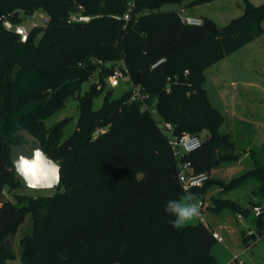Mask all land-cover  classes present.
I'll use <instances>...</instances> for the list:
<instances>
[{
	"label": "trees",
	"instance_id": "obj_1",
	"mask_svg": "<svg viewBox=\"0 0 264 264\" xmlns=\"http://www.w3.org/2000/svg\"><path fill=\"white\" fill-rule=\"evenodd\" d=\"M129 1L0 0V264L14 258L6 240L27 214L32 232L20 240L23 264H214L213 229L199 222L173 228L174 217L164 211L185 193L176 179L178 161L157 123L170 124L173 135L201 139L182 160L194 174L208 176L191 190L204 197V215L228 210L241 217L252 230L240 231L243 246L261 234L264 211L257 210L264 209V165L253 149L239 153L231 134L219 132L225 117L210 105L203 83L207 68L264 33V1L241 0V15L223 26L206 18L188 26L176 12L158 11L184 0H133L124 21ZM79 6L90 20L67 23ZM37 11L46 22L30 28L23 43L3 26V20L19 25L20 16ZM159 59L164 62L150 69ZM117 65L126 82L147 96L146 109L129 101V88L118 98L105 91L101 107L93 108L92 99L107 88ZM69 98L76 100L78 115L63 139L65 119L48 129L43 121ZM20 129L59 164L57 191L18 192L9 148L23 142L12 137ZM244 154L251 169L228 181L211 177ZM246 182L254 185L244 205L222 197Z\"/></svg>",
	"mask_w": 264,
	"mask_h": 264
},
{
	"label": "rangeland",
	"instance_id": "obj_2",
	"mask_svg": "<svg viewBox=\"0 0 264 264\" xmlns=\"http://www.w3.org/2000/svg\"><path fill=\"white\" fill-rule=\"evenodd\" d=\"M194 1L195 0H184L178 5L164 4L158 9V11L178 12L179 9L182 8L185 15L199 16L200 18L209 19L217 26H223L227 24L232 19L239 17L242 12L241 0H216L204 3H194ZM250 1L253 4L259 3L256 0ZM20 17L21 19L19 25L26 29V31L34 26H43L46 22V16L40 11L35 12L29 17ZM261 27L264 29V20L261 22ZM118 66L119 65H117V67ZM241 66L254 67L260 75L258 74L254 80H251V83L252 81H255L256 83L264 86V33L249 45L224 57L222 61L210 67L209 70L205 72L206 83L204 87L206 89L211 106L217 109L225 117V121L221 125L219 132H229L231 134L232 139L236 142L237 152L242 153V151L247 150V148L253 149L255 151V158L264 165V106L259 104L261 98L259 90L258 92L256 89L245 90L246 96H244L245 91L242 90L241 104L238 105V109H233L235 105L232 104L231 98L228 99V94V97L225 96L223 100H220L217 97L216 88L212 80L214 78L213 73L215 69L219 68V75L221 78L219 79L218 84H222L221 88H223L224 91H227L229 89V79H232L235 75L238 79H241L242 76H246L244 74L245 70H240ZM227 73L229 75H227ZM86 87L87 83L82 84L80 94L85 91ZM128 88L129 84L124 79L120 82L118 87L110 89L111 97L118 98L123 93V91ZM107 90L109 89L105 88L102 93L92 99V105L94 109L101 107L103 104L105 91ZM245 102H247V104H245ZM233 114H235L234 116L236 117L245 119V121L241 122L242 120L239 121V119H234ZM77 115L76 100L69 98L60 111L47 117L43 121L44 127L48 129L54 124L65 119L66 122L62 127L63 139H65L75 129ZM251 168V159L248 158L247 155H242L237 163L221 165L217 169L213 170L211 172V177L228 181L231 178L245 173ZM253 185L254 184L252 182H246L235 191L229 192L222 197L235 200L239 204L244 205V202L248 198V193ZM18 192L31 196L51 193V191H24L22 189ZM4 197L6 200H12L11 196L5 193ZM204 218L206 224L213 230L218 231V233H216L218 235L221 234L225 241L223 244L215 242L209 249V253L215 260L214 264H225V262L228 263L231 256L228 254L227 249H243L240 231L247 230L242 226L243 220L238 219L228 210H223L218 214L207 212L205 213ZM196 223H198L197 219L182 226L194 225ZM31 232L32 223L30 215L27 214L22 220L21 224L16 228L12 238L6 240L7 246L11 247L14 254V258L8 260L7 264H23V262L20 260L22 252L20 240L25 236H29ZM240 259L244 264H264V238L258 240L255 243L250 242L249 249L241 254Z\"/></svg>",
	"mask_w": 264,
	"mask_h": 264
},
{
	"label": "built area",
	"instance_id": "obj_3",
	"mask_svg": "<svg viewBox=\"0 0 264 264\" xmlns=\"http://www.w3.org/2000/svg\"><path fill=\"white\" fill-rule=\"evenodd\" d=\"M257 2H262L264 0H256ZM134 6L133 0H130L127 3V11L122 16L124 21L129 19V13L131 12ZM81 7H77V12L72 13L68 16L66 22L67 23H86L90 20L89 16L82 15L80 13ZM176 15L179 21L188 26H200L202 24V20L200 17L185 15L184 10L182 8L176 12ZM3 26L7 30H12L15 35L18 36V39L21 43L26 40L27 33L26 29H24L20 25L12 26L8 21L3 20ZM164 59L157 60L154 64L150 66V69L156 68L159 64L163 63ZM187 75V72H184V76ZM125 79L124 72L116 67L113 69L112 73L106 78L105 84L108 89L116 88L119 86L120 82ZM170 82V78H166V83ZM166 92H168V88L166 87ZM146 95L142 93V90L138 86L129 85V101L130 102H140L142 104L141 110L146 109L143 105L144 100L146 99ZM152 115L154 111H149ZM158 127L161 129L162 133L166 137L167 144L170 148L172 156L178 161L177 162V172L176 179L177 182L185 193V195L189 196L191 201L197 203L200 208V216L197 218V221L203 225H205L206 221L204 218V197L202 195H196L191 192L192 189L200 188L203 183L208 179V176L204 173L194 174L191 170V165L189 161H184L182 158L195 150H197L201 145V139L193 134L182 133L179 136L172 134L171 125L168 123H157ZM237 218H240L237 216ZM247 229L246 232L248 235L252 234V230ZM212 238L216 243H222V238L216 233L212 232ZM264 238V223L262 226L261 234L256 238V241ZM227 264H244L240 259L239 253H232L230 261Z\"/></svg>",
	"mask_w": 264,
	"mask_h": 264
},
{
	"label": "water",
	"instance_id": "obj_4",
	"mask_svg": "<svg viewBox=\"0 0 264 264\" xmlns=\"http://www.w3.org/2000/svg\"><path fill=\"white\" fill-rule=\"evenodd\" d=\"M17 16L18 13L15 12L11 17L15 19ZM12 137L21 138L23 141L19 145H11L9 148V160L13 169V178L18 182L20 188L24 191H57L59 189V183L55 184L52 188L29 187L24 176L18 171L25 162L33 166L29 169V172L37 177L47 167L54 166L60 169V166L41 150L39 142L33 141V137L26 130L20 129L14 132ZM37 153H40L39 160L37 159ZM248 211H252V209L248 208ZM262 211H264L263 208L257 210V213Z\"/></svg>",
	"mask_w": 264,
	"mask_h": 264
},
{
	"label": "clouds",
	"instance_id": "obj_5",
	"mask_svg": "<svg viewBox=\"0 0 264 264\" xmlns=\"http://www.w3.org/2000/svg\"><path fill=\"white\" fill-rule=\"evenodd\" d=\"M39 158L40 153H37V159L39 160ZM32 167V165L25 162L18 169V171L24 176L29 187L52 188L55 184L59 183V169L56 167L45 168L39 177L29 172V169ZM164 211L171 217H174V219L169 221L173 228H179L200 216L199 205L192 202L187 195L181 196L176 200L168 201Z\"/></svg>",
	"mask_w": 264,
	"mask_h": 264
},
{
	"label": "crops",
	"instance_id": "obj_6",
	"mask_svg": "<svg viewBox=\"0 0 264 264\" xmlns=\"http://www.w3.org/2000/svg\"><path fill=\"white\" fill-rule=\"evenodd\" d=\"M196 17H199V16H196ZM253 42V41H252ZM251 42V43H252ZM250 44V43H249ZM249 44H247V45H249ZM247 45H245V46H247ZM244 46V47H245ZM243 48V47H242ZM241 49V48H240ZM223 60V59H222ZM222 60H220V61H222ZM220 61H218L217 63H219ZM217 63H215V64H217ZM214 64V65H215ZM213 66V65H212ZM211 66V67H212ZM210 68V67H209ZM209 68H207L205 71H204V77H205V80H204V83H203V88H204V90H205V92H206V89H205V87H204V85H205V83H206V75H205V72H207L208 70H209ZM240 70H245V72H244V74L246 75V76H242V78L240 79H238L237 77H236V75L232 78V79H229L228 80V87H229V89L227 90V91H224V89L223 88H221V85L222 84H218V82H219V79L221 78V76L219 75V68L218 69H215V71H214V73H213V83H214V85H215V88H216V92H217V97L220 99V100H223L224 99V97L225 96H227V94H228V99H232L231 101H232V104H234L235 106L233 107V109H238V105L239 104H241V92H242V90L243 91H245V90H250V89H256L257 90V92H258V90H259V93H260V95H261V98H260V101H259V104L261 105V106H264V86H262L261 84H259V83H256L255 81H252V83H251V80H254L255 79V77L259 74V72H257V70L254 68V67H251V66H246V67H243V66H241L240 67ZM229 72V71H228ZM236 74V73H235ZM227 75H229L228 73H227ZM260 75V74H259ZM259 88V89H258ZM240 90V91H239ZM206 96H207V92H206ZM244 96H246V91H245V93H244ZM207 98H208V96H207ZM243 100V99H242ZM208 101H209V98H208ZM248 101H249V99H248ZM209 103H210V101H209ZM236 104H237V106H236ZM245 104H247V102H245ZM211 105V104H210ZM241 106V105H240ZM235 114H233V116H234ZM239 119V121H241V122H244L245 121V119H241V118H239V117H236V116H234V119ZM244 155H246V154H244ZM238 219H240V220H243L241 217L240 218H238ZM243 225V227H247L248 229H251L250 227H249V225L243 220V223H242ZM214 232H217L218 233V231H216V230H213ZM222 238H223V236L221 235V234H219ZM225 241H224V238H223V242L221 243V244H223ZM249 247H250V244L249 245H247V246H243V249H236V250H234V249H227V251H228V254L231 256L232 255V253H239L240 254V256H241V254L244 252V251H246L247 249H249ZM225 264H227V262H225Z\"/></svg>",
	"mask_w": 264,
	"mask_h": 264
}]
</instances>
